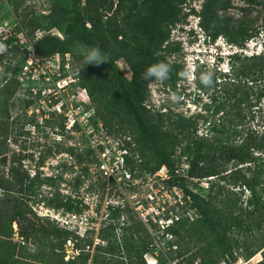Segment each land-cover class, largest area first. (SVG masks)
<instances>
[{"label":"rangeland","instance_id":"374dc122","mask_svg":"<svg viewBox=\"0 0 264 264\" xmlns=\"http://www.w3.org/2000/svg\"><path fill=\"white\" fill-rule=\"evenodd\" d=\"M227 1L99 0L95 13L87 0H0V43L6 46L0 52V180L10 185L11 169L19 168L25 182L32 181L27 193L0 187V198L22 196L28 219L39 230L70 231L69 237L61 236L66 238L57 256L78 264H264V208L247 203L250 190L239 173L228 164L219 175L191 178L186 176L190 158L182 152L198 136L225 138L238 120L264 136V81L256 77L234 85L228 76L231 64H238L233 54L260 52L261 37L239 46L223 31L240 27L224 18L247 15L243 20L253 18L263 34L264 17L257 14L259 7L248 10L244 0ZM215 11L223 20L214 18ZM67 29L70 40L82 43L68 45ZM115 31L124 35L116 39ZM92 47L107 62L86 64ZM32 49L40 55L58 53L52 74L38 68L35 79L22 75ZM124 53L135 58L141 78L158 62L170 66L168 78L151 84L142 79L141 99L135 98ZM66 81L68 86L58 87ZM82 87L89 94L85 127L77 121L70 125L74 116L62 107L68 96L75 102ZM179 118L190 124L188 132L180 133ZM153 128L163 133L164 154L170 157L171 165H161L184 176L187 190L210 198L215 210L229 217L226 252L182 185L152 172L156 153L147 146L144 156L133 153ZM120 146L125 151L118 177H103L100 151L107 148L112 158ZM263 183L256 187L260 199ZM186 226L190 229L184 231ZM12 227L13 241L20 242L15 221ZM40 235L21 243L26 256L38 244L46 248L50 241ZM80 239L79 249L75 241ZM133 244H143V253Z\"/></svg>","mask_w":264,"mask_h":264},{"label":"trees","instance_id":"16d2710c","mask_svg":"<svg viewBox=\"0 0 264 264\" xmlns=\"http://www.w3.org/2000/svg\"><path fill=\"white\" fill-rule=\"evenodd\" d=\"M87 1L92 3L94 12L97 13L99 10L98 6L100 5L99 0ZM244 1L247 3L248 10L259 7L257 14H259V17H261V15L264 17V6L262 0ZM224 7L225 6H220V8ZM213 16L217 21L220 19L223 20V18L219 16L216 11L213 13ZM246 16L247 15L224 18V20L229 18V20L231 19L229 22L240 26L233 33L230 30L224 29L223 31L225 35L233 37L235 42L239 43V46H243L244 42L251 37H261V46L263 49L260 52L249 56L246 55L239 57L238 54L240 53L237 54V52L233 54L234 57H237L238 64H231V73L228 76L231 80L230 82L234 85L242 82L244 83L245 81L256 77H259L264 81V33H260L259 26H254V23H251L253 22L252 20H254L253 18H249L244 21L243 18ZM119 35L122 37L124 33L122 31H115L114 38L117 39ZM69 38L70 36L68 35L67 29L65 39L67 40L68 45L79 44L83 41L70 40ZM122 42L123 46L127 47L126 41L124 40ZM63 53H66V51H62V54ZM124 57L126 58L133 73L131 77L132 90L135 94V98L140 100L142 92L145 88L141 78V70L136 64L135 58L129 57L126 53H124ZM131 111L138 115V113L134 110V107ZM242 124L241 120H238L237 122L234 121L232 126L229 128V131H226L225 138L218 137L217 135L214 137L210 134H205L204 136L202 135L196 137L192 144L186 143L182 148L183 154H187L188 158H190L186 175L195 178L219 175L225 171L226 165L232 164V167L234 168L233 172L239 173L243 185L247 186L250 190V198L253 197L254 199V201H252L249 198L247 203L249 205L254 204L255 206L260 205V207L264 208V198L260 199V197H256V187L262 183V180L264 179V136L258 135L255 129L247 128ZM177 127L179 128L180 133H186L189 131L190 124L186 119L179 118L177 120ZM214 129L215 127L213 130ZM221 133L223 132L221 131ZM162 134V132H159L156 129L154 130L153 128L150 132L143 134L142 140L144 142L141 140L139 146L137 145L132 147L134 154L138 151V157L144 156V146L149 147L153 153H156V164L153 167L152 172H156L162 163L171 165L170 157L164 154V148L161 143ZM134 162L135 161H132V163ZM136 166L142 167L141 163H137ZM26 177L25 172H22L19 168L11 169V180L8 181L11 184L7 185V180H4L5 182L0 180V187L4 189V191H10V187H17L18 192L24 191L27 193L32 187V181L29 180V182L26 183ZM169 178L178 181L180 185H182L180 188L182 187L185 189L187 195H190L193 201H195V208H198L201 211L200 213L204 215L205 219L211 223L210 225L214 241L221 247L220 250L223 253L226 252L230 248L229 239L227 237V233L231 225L229 224V217L226 214L225 215L227 217L222 216L218 210H215L214 202H212L210 198L201 197L197 193L194 194L190 190H187L185 188V184L183 183L185 180L184 176H178L174 170H170ZM261 178V182L258 181ZM262 187H264V183L262 184ZM22 200V196L14 198L8 195L6 198H0V201L3 204L2 205L0 203V264H78L73 261L74 258H68L65 260L64 254L57 256V251L63 250L65 238L70 236V231L58 229L56 227H52L50 232L44 227L39 230L37 225L31 223L28 219L29 217L26 213L28 212V210H26L27 205L24 200ZM5 205L8 207H4ZM6 208H11V210H7ZM210 211H212L213 215L209 213ZM232 219H235V217ZM13 221H15L17 225V234L21 237L20 242L13 241L12 239L14 234L12 227ZM221 222L223 224H221ZM236 222L237 225H241L238 220H236ZM189 229L190 227L188 228V226L183 228L184 231ZM169 231L172 235L180 236V232L177 230L172 229ZM196 231L197 230L195 229V232ZM39 232L41 233L40 236L46 237L45 239H48L47 241L50 242L44 244L46 247L45 249L42 248L41 244L36 245L37 248L36 246L35 248H32L29 256H26L23 253L21 243H27L30 238H34ZM63 234H65L66 237L61 238ZM51 235L55 237L56 242L51 243ZM81 242V239L80 241H75V244L79 249L83 248L82 246L80 247ZM147 244L148 241L145 245ZM83 245H88V243L85 242ZM167 245L168 247L173 246L171 242H167ZM132 246L136 248L137 252L141 253H143L142 249H145L143 244H133ZM80 254L81 253H79V255Z\"/></svg>","mask_w":264,"mask_h":264},{"label":"built area","instance_id":"2783aa9c","mask_svg":"<svg viewBox=\"0 0 264 264\" xmlns=\"http://www.w3.org/2000/svg\"><path fill=\"white\" fill-rule=\"evenodd\" d=\"M29 61L25 62L21 66V73L27 78L35 79V71L40 68L44 70L43 72L48 71L49 74H52L55 70V66L59 63V55L55 53L53 55L43 56L37 54L33 49L29 52ZM52 70V72H51ZM70 81H66L63 84L59 82L57 85L60 88L66 87L69 85ZM89 100V94L85 87H82L78 90V99L75 102H72L71 98L68 96L64 98L62 105L66 115L71 114L74 116L70 125H73L76 121L81 127H85L88 120V111L84 107V103ZM104 141L101 139L100 143ZM125 151L124 146L117 147L112 158L109 156L110 151L107 148L101 150L99 153V162L98 168L102 172L103 177H112L117 176L118 167L124 162L123 153ZM156 174L160 177H169V170L165 165H161L157 170ZM187 176V175H186ZM194 178V177H191Z\"/></svg>","mask_w":264,"mask_h":264},{"label":"clouds","instance_id":"9594fccd","mask_svg":"<svg viewBox=\"0 0 264 264\" xmlns=\"http://www.w3.org/2000/svg\"><path fill=\"white\" fill-rule=\"evenodd\" d=\"M3 51H6V46L0 43V52ZM103 62H107L106 57L101 53L98 47H92L86 55V64L99 65ZM169 67L170 66L164 62L153 64L149 66L144 73H142V79L144 81H148L149 84H151L153 80H165L166 78H168L166 76V70ZM202 82L207 85V81Z\"/></svg>","mask_w":264,"mask_h":264}]
</instances>
